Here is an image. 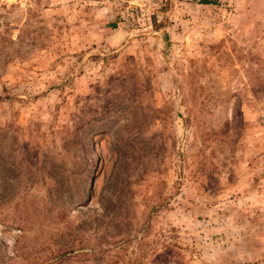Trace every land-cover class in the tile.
I'll use <instances>...</instances> for the list:
<instances>
[{"label":"rangeland","instance_id":"rangeland-1","mask_svg":"<svg viewBox=\"0 0 264 264\" xmlns=\"http://www.w3.org/2000/svg\"><path fill=\"white\" fill-rule=\"evenodd\" d=\"M0 264H264V0H0Z\"/></svg>","mask_w":264,"mask_h":264},{"label":"trees","instance_id":"trees-1","mask_svg":"<svg viewBox=\"0 0 264 264\" xmlns=\"http://www.w3.org/2000/svg\"><path fill=\"white\" fill-rule=\"evenodd\" d=\"M200 2H202V3H208V2H210V0H200Z\"/></svg>","mask_w":264,"mask_h":264}]
</instances>
